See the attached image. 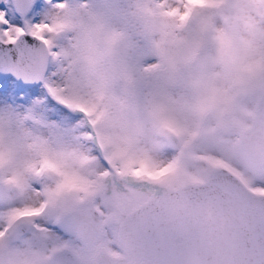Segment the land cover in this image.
<instances>
[{"label":"snow or ice","instance_id":"6c2138e0","mask_svg":"<svg viewBox=\"0 0 264 264\" xmlns=\"http://www.w3.org/2000/svg\"><path fill=\"white\" fill-rule=\"evenodd\" d=\"M0 264H264V0H0Z\"/></svg>","mask_w":264,"mask_h":264}]
</instances>
